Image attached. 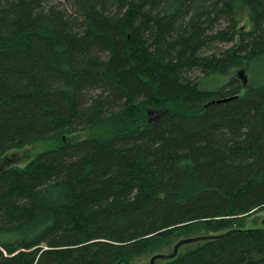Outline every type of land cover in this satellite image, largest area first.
<instances>
[{"label": "trees", "instance_id": "obj_1", "mask_svg": "<svg viewBox=\"0 0 264 264\" xmlns=\"http://www.w3.org/2000/svg\"><path fill=\"white\" fill-rule=\"evenodd\" d=\"M86 129L0 170V264H264V0H0V158Z\"/></svg>", "mask_w": 264, "mask_h": 264}, {"label": "rangeland", "instance_id": "obj_2", "mask_svg": "<svg viewBox=\"0 0 264 264\" xmlns=\"http://www.w3.org/2000/svg\"><path fill=\"white\" fill-rule=\"evenodd\" d=\"M241 15H242V19L240 22V26L245 28V29H249L251 26V23H250L248 13L242 11ZM212 45L207 46V47H203L201 49L200 53L201 54H210L213 51L220 52V50H222L228 46L233 45V42H215ZM242 70H243V75L241 76V78L245 79L246 77H248V72L246 70L242 69V67L237 69L234 72H235V74L236 73L238 74ZM190 74H191V77H198V76L202 75L201 71L198 68L192 69L190 71ZM208 79H209V82L211 84H214L215 82H219V84H221L223 81H225L224 78H221L219 76H213V77H210ZM96 134H98V130L86 129V130H82V131L73 132L72 134H68L66 137H61L60 139L40 140L39 142L26 145L22 148H14L13 150H11L7 154H5V156L0 158V170L6 169V168L13 166V165L25 166L30 160L37 157L43 150L57 145L60 141H62L63 138L64 139L65 138L66 139L83 138V137H88V136H92V135H96ZM255 227H264V208L257 210L255 213H253L252 215L247 217L245 220L244 228H255ZM194 234H197V235L198 234H201V235L205 234V230H201V232L198 231L197 233H194ZM180 238L182 239V238H184V236H180L179 238H175L174 241L168 247H166V252L168 254H170V251L173 249L174 244ZM187 238L188 239L189 238H196V236L191 235L190 237H187ZM184 239H186V238H184ZM195 240L187 241V242L181 244L180 245V249H181L180 251L181 252L185 251L187 248L190 247V245H193L197 242L199 243L203 239L199 238L197 241H195ZM178 252H179V250L177 251V253ZM154 254L155 253H153V252H149V253L146 252L145 254H142L139 256H134L128 262H123L122 264H151V259H152V256ZM165 263H166V260H164V259H157L155 261V264H165Z\"/></svg>", "mask_w": 264, "mask_h": 264}, {"label": "water", "instance_id": "obj_3", "mask_svg": "<svg viewBox=\"0 0 264 264\" xmlns=\"http://www.w3.org/2000/svg\"><path fill=\"white\" fill-rule=\"evenodd\" d=\"M240 76L243 75V70L239 73ZM245 82H246V78H245ZM201 237H196V238H189V239H183V240H180L174 247V252L170 253V254H163V253H160V254H157V255H154L151 259V264H155V261L157 259H160V258H172L174 257L176 254H177V251L179 249V246L182 244V243H185L187 241H192V240H197ZM203 238H206V236H203Z\"/></svg>", "mask_w": 264, "mask_h": 264}]
</instances>
